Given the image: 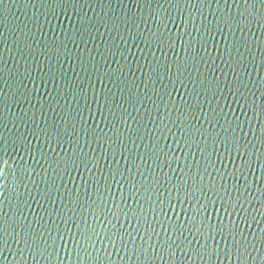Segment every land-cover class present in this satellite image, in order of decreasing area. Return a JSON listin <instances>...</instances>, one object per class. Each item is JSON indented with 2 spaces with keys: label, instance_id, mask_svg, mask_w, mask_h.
Listing matches in <instances>:
<instances>
[{
  "label": "water",
  "instance_id": "obj_1",
  "mask_svg": "<svg viewBox=\"0 0 264 264\" xmlns=\"http://www.w3.org/2000/svg\"><path fill=\"white\" fill-rule=\"evenodd\" d=\"M0 264H264V0H0Z\"/></svg>",
  "mask_w": 264,
  "mask_h": 264
}]
</instances>
